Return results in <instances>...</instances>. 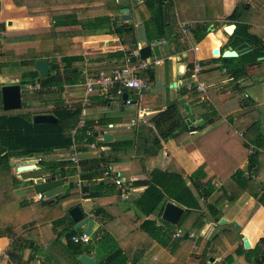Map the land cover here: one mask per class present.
I'll list each match as a JSON object with an SVG mask.
<instances>
[{
	"label": "crops",
	"instance_id": "crops-1",
	"mask_svg": "<svg viewBox=\"0 0 264 264\" xmlns=\"http://www.w3.org/2000/svg\"><path fill=\"white\" fill-rule=\"evenodd\" d=\"M27 3L29 7H15L12 0H0V63H3L0 84L19 83L22 73L36 71L34 64L22 66L21 62L28 59L18 57L24 53L57 51L54 55L60 67L57 80L78 82L64 86L61 99L67 105L83 106L77 127L89 126L93 137L91 142H73L77 164L70 162L69 149L56 150L47 156L23 155L9 160L10 164L23 161L37 167L24 173V177L37 176L42 163L65 162L63 170L69 175L55 178L64 179L62 194L69 191L70 196H75L63 203L61 211H51L56 217L48 222L0 220V264H25L32 255L34 260L28 264H58L53 254L65 264H81L78 260L81 255L95 257V264H106L107 257L112 256L117 259L113 264L258 262L261 254L256 252L257 244L264 238V150L255 148L243 136L246 127L257 117L254 107L264 104V59L258 61L264 58V0H242L241 4L240 0L180 3L171 12L167 25L169 41L151 43H147L143 18L136 10L137 6L144 9L142 0H28ZM122 9H128L129 20L123 19ZM182 22L190 25L185 43L181 42ZM124 24L133 25L132 31L117 35L114 28ZM232 24L235 29L237 24L249 27L248 45L229 42L230 36L224 28ZM35 35L53 37L27 43L5 44L3 40ZM163 41L168 42L163 44ZM132 45L138 52L151 46V57L142 60L159 61L158 65L138 73L149 84V90L140 98L125 93L133 101L130 105H125L122 97L107 100L100 92L90 95L84 104L85 77L122 66ZM255 47L260 48V55L254 52ZM228 48L247 49L241 56L252 53L247 58L255 63L246 65H255H244V79L234 80L227 74L221 56ZM214 49L218 50L217 55L213 54ZM71 56H81L83 63H75L67 71L60 59ZM42 60H47L49 65L52 57ZM195 62L201 67L199 79L200 72L194 75L192 70ZM179 65L190 70L180 75ZM9 67L21 70L18 79H8ZM155 67H159L157 73ZM196 83L205 92L197 91ZM187 85L191 86L190 90ZM37 88V85L28 87L32 112H49L50 103L34 107L39 100L34 95ZM173 102L184 119L187 134L179 139L162 140L151 119ZM261 130L264 134L262 122ZM105 136L110 140L104 141ZM157 171L185 180L198 204L190 215L185 217L186 207L166 194L163 205H158L149 216L136 209L134 202L147 188L142 182ZM9 174L10 179L0 176V195L5 191L9 199L8 205L0 197V219L20 202H27L28 211L43 203H54L56 198L38 200L33 183L20 177L15 166H10ZM116 179L123 181L125 193ZM166 202L183 209L177 225L161 218ZM74 206H79L93 220L88 243L71 240L72 236L85 234L86 229V225L75 229L68 214ZM41 212V217L49 214L47 210ZM66 215L65 224L53 225ZM221 220L224 222L220 223ZM24 233H28L31 241L20 252L22 260L14 262L8 257V250L13 242L25 246L21 238ZM243 238L247 239L249 248H244Z\"/></svg>",
	"mask_w": 264,
	"mask_h": 264
},
{
	"label": "trees",
	"instance_id": "trees-1",
	"mask_svg": "<svg viewBox=\"0 0 264 264\" xmlns=\"http://www.w3.org/2000/svg\"><path fill=\"white\" fill-rule=\"evenodd\" d=\"M28 0H12L15 7L30 5L27 3ZM189 0H142L144 9L140 10L139 6L136 7V10L143 18V26L146 31L147 43L160 41L167 39L169 37L166 35L167 25L171 19V12L175 6H178L180 3L186 2ZM242 0H240V4ZM176 4V5H175ZM133 25L124 24L117 28H114V32L123 36L125 33L131 32ZM248 26L244 24H237L234 33L229 38V42L232 44L243 43L248 45L250 43L248 39ZM196 35H200V32H196ZM59 36H64L59 35ZM52 35H35V36H24V37H13V38H4V43H27L32 41H45L47 39H52ZM133 43L134 39H132ZM166 41V42H168ZM42 43V42H40ZM255 53H259V47H255ZM41 51V49H40ZM253 52V51H252ZM50 54L43 52H29L24 53L21 57L18 58H27V61H22V66L33 65L36 60L42 58L52 57V60L49 61V76L41 78L36 71H32L28 75L22 73L20 76L19 85L22 89L21 96H25V100L22 102L21 111H4L1 104V94H0V176H4L7 179H10V162L9 160L13 157H22L23 155L31 156H42L51 154L56 150H68L73 142H91L93 137V132L89 126H84L79 129L78 119L82 113L83 106L79 104H70L67 105L61 99V94L64 91V86H74L77 83H69L63 80H57V75L60 72V67L54 55L57 51H49ZM252 54V53H250ZM246 54L238 58H222L221 61L224 64V67L227 69V74L231 79L240 80L246 77L244 71V65L249 63H255L250 61L247 58ZM260 55V53H259ZM4 56V55H3ZM258 56V55H257ZM257 56L254 59H257ZM263 56V55H262ZM2 58V55H0ZM67 69L72 70L71 67L75 63L82 64L83 59L81 56H71V57H62L60 59ZM3 67V63H0V68ZM201 76V72L198 74V79ZM39 80V81H38ZM38 82V83H37ZM37 90L34 91V95L39 98L38 102L41 104L51 105V110L49 112H32V103L30 101L31 94L28 91V87H36ZM3 85L0 84V88ZM32 93V92H31ZM30 95V96H29ZM54 96V98H52ZM51 114L57 120L56 125H35L33 124L32 118L38 114ZM151 122L159 135V138L162 140L172 139V138H183L187 134V126L184 123V119L180 114L179 108L176 103H169L166 109L159 114L155 115ZM71 131H75V135L72 138L70 135ZM89 133V135H87ZM245 139L251 145L257 149L264 150V134L261 130V123L258 120H253L247 127L246 132L244 133ZM76 140V141H75ZM88 144V143H87ZM257 153H255L256 156ZM66 163L61 161L59 163H42L41 170L50 173L53 177L65 178L69 173L64 172L63 168ZM52 168H59L56 172ZM72 172H70L71 174ZM160 176V179L157 177ZM3 177V178H4ZM31 182V181H29ZM147 187L146 190L138 197L134 202L136 209L144 216H149L154 209L159 205H163L164 194L168 196L171 200L175 201L180 206L186 207L187 212L186 216L191 214V211L197 208V200L192 195L190 190L186 187L185 180L178 175L174 174H162L160 172H154L151 174L148 181L142 182ZM70 196L69 191L57 197L52 204L51 202L43 203L39 208L28 211L27 202H20L15 205L13 209H9L1 215V221L4 223H23L27 221H33L35 223H44L51 220H54L56 215L50 214L51 211H61L63 203L71 200L73 198ZM2 202L9 205V199L6 197L5 191L0 195ZM52 201V202H53ZM55 204V208H52V205ZM49 211L48 215L41 217V211ZM32 212V213H27ZM61 213V212H60ZM29 215V216H28ZM35 215V216H34ZM30 218V220L28 219ZM33 217V218H32ZM198 218L200 221L202 217L199 215ZM68 219L66 218L57 219L54 221L53 225L62 226L64 222ZM150 223V222H149ZM69 233V231H67ZM24 239V245L17 246L16 243H12L10 249L8 250V257L14 262H20L21 256L20 252L24 247L30 243L31 239L28 238V233H24L21 236ZM33 241V240H32ZM256 252L261 254V259L255 264L264 263V238L260 239L257 244ZM34 260V256H30L25 264H28ZM117 259L115 257H107L106 264H113ZM44 264V263H43Z\"/></svg>",
	"mask_w": 264,
	"mask_h": 264
},
{
	"label": "water",
	"instance_id": "water-1",
	"mask_svg": "<svg viewBox=\"0 0 264 264\" xmlns=\"http://www.w3.org/2000/svg\"><path fill=\"white\" fill-rule=\"evenodd\" d=\"M121 13L123 15L124 20H129V11L128 9H122ZM11 23L8 22V25ZM235 29V25H229L224 28L225 33L228 36H231L233 34V31ZM135 45L131 46V49H135ZM151 46H145L139 50L140 59H146L151 57ZM247 52V49H241V50H234L232 48H228L227 51H225L222 54V58H238L243 53ZM213 54L217 55L218 50L214 49ZM264 58H259L258 61H263ZM255 64L246 65V67L254 66ZM34 68L39 73V76L41 78H45L49 76V65L47 60H36L34 62ZM157 87H160V84H157ZM21 86L18 84V82H9L5 83L0 88V94H1V104L2 109L4 111H19L22 108V97H21ZM127 98V94L122 95V101L124 102ZM33 124L35 125H56L58 123V120L53 116L49 114H43V115H35L32 118ZM263 130H264V123ZM109 136L104 137V141H108L110 139ZM15 158V157H13ZM11 167L15 166L16 171L18 172V175L22 177L24 180H29L33 183V191L36 194L42 195L43 198H45L46 201L52 200L54 198H57L62 195V186L64 184V179H56L50 173H47L46 171H38L37 176H26L24 177V173L32 170H36L37 167L34 164H27L23 161H18L15 164H10ZM43 174V175H42ZM183 213V209L176 205L173 202H166L163 208L162 212V220L171 224V225H177L179 222V219ZM69 217L71 220L75 223V229L82 227L86 225L85 234L90 235L91 234V228L93 226V220L92 218L85 216V214L81 211L79 206H74L68 210ZM224 222V220H221L220 223ZM236 227H239L237 224H234ZM31 245V244H30ZM243 246L244 248H249V243L247 239L243 238ZM79 262L81 264H95V257H89L86 255H81L78 258Z\"/></svg>",
	"mask_w": 264,
	"mask_h": 264
},
{
	"label": "built area",
	"instance_id": "built-area-1",
	"mask_svg": "<svg viewBox=\"0 0 264 264\" xmlns=\"http://www.w3.org/2000/svg\"><path fill=\"white\" fill-rule=\"evenodd\" d=\"M189 23L182 22L180 23V29L182 33L181 42L185 43L188 41V34H189ZM163 44H166V41H163ZM196 50V48H194ZM159 61L148 62L146 60L140 59L138 50H130L127 55L123 58L122 66L115 68L109 72L100 70L97 71L92 76H86L84 79V91H85V98L83 103H87V98L90 95H93L95 92H100L103 97L109 100L111 97H122L125 93H133L138 98L140 95L149 90V84L146 80L140 78L138 73L141 71H146L150 69L153 65H158ZM190 69L185 65H179L178 74L184 75ZM193 73L194 75L200 72L201 67L198 62L193 64ZM193 75V76H194ZM194 78V77H193ZM197 91L205 92V88L201 86V84L196 83ZM187 89L190 90L191 86L187 85ZM132 100L128 97L124 101L125 105L132 104ZM81 126V124H80ZM71 137L73 138L75 135V131L70 132ZM89 135V133H87ZM89 147H93L92 144H87ZM70 154L68 156L70 162L73 164L78 163V157L76 154V146L73 143L69 148ZM29 172V171H28ZM18 173V172H17ZM27 173V172H26ZM116 183L120 187L122 193H125V188L122 186L123 181L120 179H116ZM37 199L42 200L43 197L40 194H37ZM176 237H179V233L175 234ZM72 242L74 243H88L89 237L88 235H75L71 238Z\"/></svg>",
	"mask_w": 264,
	"mask_h": 264
},
{
	"label": "rangeland",
	"instance_id": "rangeland-1",
	"mask_svg": "<svg viewBox=\"0 0 264 264\" xmlns=\"http://www.w3.org/2000/svg\"><path fill=\"white\" fill-rule=\"evenodd\" d=\"M153 53L154 54H156V50L153 48ZM152 58H154V56H152ZM153 60V59H152ZM151 60V61H152ZM155 69V73H157L158 72V70H159V67H155L154 68ZM8 73H10L11 74V76H10V78H8L9 80H13V79H18L19 78V76H20V74H21V70L20 69H18V68H16V67H9V68H7V70H6ZM17 76H16V75ZM153 87V89L156 87L155 86V84H154V86H152ZM21 94H22V92H21ZM23 99H25V96H24V98H23V96H22V100ZM24 101V100H23ZM22 101V102H23ZM64 102V101H63ZM39 105H41L42 106V104L41 103H39L38 102V104H35L34 105V107H36V108H38V107H41V106H39ZM48 106H50V104L48 105ZM254 109L257 111V117H256V119L255 120H258L260 123L262 122V123H264V104H260V105H257V106H255L254 107ZM43 156H47V155H43ZM32 171H34V170H32ZM52 258H54L55 260H58L59 262H58V264H65L63 261H61L59 258H55V255L53 254L52 255Z\"/></svg>",
	"mask_w": 264,
	"mask_h": 264
}]
</instances>
